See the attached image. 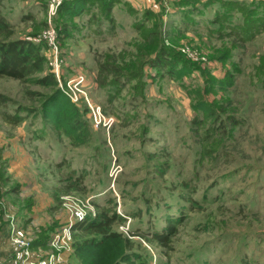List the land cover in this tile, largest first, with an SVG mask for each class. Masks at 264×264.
Masks as SVG:
<instances>
[{"label": "rangeland", "instance_id": "rangeland-1", "mask_svg": "<svg viewBox=\"0 0 264 264\" xmlns=\"http://www.w3.org/2000/svg\"><path fill=\"white\" fill-rule=\"evenodd\" d=\"M114 1L112 16L100 4L95 19L91 11L66 23L58 12L51 23L47 0H3L15 37L42 40L47 55L50 23L68 26L59 84L83 91L107 121L80 146L40 116L10 121L19 106L39 107L43 96L31 91L52 89L0 77V264L12 246L46 264L59 252L54 237L70 229L60 249L69 254L76 221L110 197L127 218L117 228L148 237H134L148 264H264V10L244 34L234 3L194 13L205 0Z\"/></svg>", "mask_w": 264, "mask_h": 264}, {"label": "trees", "instance_id": "trees-1", "mask_svg": "<svg viewBox=\"0 0 264 264\" xmlns=\"http://www.w3.org/2000/svg\"><path fill=\"white\" fill-rule=\"evenodd\" d=\"M222 1L235 4L234 13L245 16V24H239L240 30L242 31L245 28L244 34L252 32L253 29H249L252 26L251 18L257 19L258 15L260 17L259 12L264 10V0H234L233 2L228 0H205L201 7L196 6L191 12H202L207 10L211 4L222 3ZM116 2L118 1L65 0L58 16L63 15L61 17L63 22L68 23L69 21L64 17L78 18L95 11L94 15H89L92 19H95L98 15L96 12L100 9V4H102V11L112 16L110 11L114 8V3ZM119 3L121 4L122 2L119 1ZM3 10V0H0V77L14 78L52 89L50 94H45L41 91H31L33 94L43 96L39 107L19 106L16 109L15 118H12L11 115H5V118L19 122L22 120L21 114L23 111L26 112V116H40L44 127L49 126L52 132L66 136L75 146L87 144L92 137V124L99 125L102 122H106V117L102 113L103 118L101 122L97 123L94 118V112L85 97L82 96L79 101L73 100L72 93L66 85L61 87L59 84L54 67L50 64L46 54V44L43 41L35 43L31 39L15 37V27L7 19ZM67 28L68 26L63 28L62 37L66 36ZM262 30L264 32V24L259 26V31ZM184 74L185 71L178 68L171 72L173 77L179 79ZM0 100L8 101V99L1 96ZM200 107L207 113L209 112L210 106L206 103L201 102ZM111 200L112 197L104 203H96L98 211L95 216L88 215L74 224L72 246L75 256L80 264H148L147 260L143 261L142 254L137 251L134 238L137 235L143 237H146V235L140 231L136 233L137 231L124 232L119 230L116 223H125L127 218L119 214L115 205L110 206ZM171 214L169 213V218H171ZM179 215H182V213ZM172 216L174 217H172L167 226L169 229H176L172 224H175L179 216H175V214ZM169 238L167 231H157L154 234V240L163 243H168ZM19 255V253H16V258H19Z\"/></svg>", "mask_w": 264, "mask_h": 264}, {"label": "built area", "instance_id": "built-area-1", "mask_svg": "<svg viewBox=\"0 0 264 264\" xmlns=\"http://www.w3.org/2000/svg\"><path fill=\"white\" fill-rule=\"evenodd\" d=\"M65 0H47V14H48V20L49 22L52 23V18L55 17L60 8L62 7L63 3ZM50 23L49 25V29L47 31H45L44 33V38L48 41L49 45H50V52L47 55L50 61V64L54 67V70L56 72V75L60 78V74L62 72V68H61V64L63 62V59L61 58V54L59 52V48H58V43H59V39L62 36L61 33V29L54 27L52 24ZM42 40H38V42H41ZM83 77H79L77 79L74 80H70L69 82H67V85L69 86V88L72 90L71 84H73L75 87L80 85L83 82ZM61 87H63L62 82H60ZM74 87V88H75ZM76 89V88H75ZM83 91H79V90H72V98L74 101H79V99L82 97L81 93ZM87 103L89 104V106L92 108L93 112H94V118L96 120L97 123L101 122L103 115L101 112V107L98 106H94L93 104L90 103V101L88 99ZM98 108V110H97ZM72 238L71 236V230L69 229L68 231H65L63 234H57L54 239L52 240V249L58 250L57 251H53L51 250L48 261L46 264H63V259L61 256V252L60 249L62 247H64L65 245H70L71 242H69L68 240H70ZM14 243L19 245L20 247H27L29 245V243L26 241V239H23L21 237H16L14 238Z\"/></svg>", "mask_w": 264, "mask_h": 264}, {"label": "crops", "instance_id": "crops-1", "mask_svg": "<svg viewBox=\"0 0 264 264\" xmlns=\"http://www.w3.org/2000/svg\"><path fill=\"white\" fill-rule=\"evenodd\" d=\"M129 1L133 2L134 4L136 3L135 0H129ZM136 4L138 5V3H136ZM68 253L69 254L63 252V254H61L62 259H63V264H75L74 262H70V260L68 259V257L72 258V256L74 258H76L75 254H74V250L71 249ZM9 257L11 260L7 261V264H17L16 251H15V248L13 246H12V251H11ZM19 258H23L25 260V262H28L29 264H36V263H39V261H41L39 264L43 263V259L40 260L39 254L34 255L33 253H31L27 257H23V255H19ZM75 260H76L77 264H80L78 259H75Z\"/></svg>", "mask_w": 264, "mask_h": 264}]
</instances>
